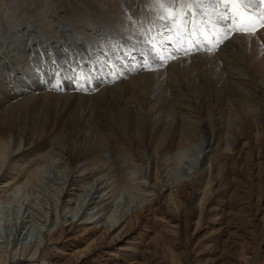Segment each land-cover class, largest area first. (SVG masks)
<instances>
[{
  "label": "bare ground",
  "instance_id": "obj_1",
  "mask_svg": "<svg viewBox=\"0 0 264 264\" xmlns=\"http://www.w3.org/2000/svg\"><path fill=\"white\" fill-rule=\"evenodd\" d=\"M96 1L102 10L79 0L86 9L79 14H70L63 0H46L42 14L37 0H29L26 14L12 4L9 15L6 10L0 12L2 169L27 138L52 136L53 154H69L71 161L95 155L96 162L106 164L107 153L122 149L152 169H158L156 163L162 160L174 173L187 168L195 176L198 170L204 178L212 172L205 160L214 144L219 148L224 143L221 150H228L229 142L241 139L238 134L245 121L257 126V139L264 137V28L255 34L233 33L212 54L193 49L192 55L185 56L179 45L168 46L167 37L175 40L191 31L192 11L199 20L214 21L225 11L215 0ZM252 3L253 18H258L264 5ZM153 45L175 59L164 67L150 63L154 70L145 71L141 65L145 57L151 62L148 54H153ZM57 73L60 78L84 82L87 91L73 90L68 80L65 91L52 89ZM35 102L38 107L32 111ZM31 144V149L37 147L35 141ZM61 161L47 160L44 169L32 172L24 188L29 185L36 190L47 182L56 185L58 180L60 199L75 167L65 162V172H58L56 164ZM101 188L95 187L94 193ZM11 200L10 195L5 201L0 197V223L7 225L10 218L5 216L16 212L11 225L20 233L27 228L29 232L35 223L41 226L43 217L47 222L51 213L58 216V203L47 204L54 207L49 213L43 206L37 212L24 202L12 209ZM118 201L109 230L121 220ZM83 209L80 203L75 215ZM9 241L0 245V264H6Z\"/></svg>",
  "mask_w": 264,
  "mask_h": 264
},
{
  "label": "rangeland",
  "instance_id": "obj_2",
  "mask_svg": "<svg viewBox=\"0 0 264 264\" xmlns=\"http://www.w3.org/2000/svg\"><path fill=\"white\" fill-rule=\"evenodd\" d=\"M10 1L0 0V12L9 15L10 4L28 12L29 0ZM45 1L37 0L40 14ZM85 1L89 8L102 10L96 0ZM63 5L70 14L86 11L79 0H63ZM152 56L148 54L150 60ZM31 106L34 111L38 103ZM257 130L245 121L238 134L241 139L229 142L228 150H221L224 143L219 148L215 143L205 160L212 172L204 178L187 168L174 173L162 160L156 163L158 169H152L122 149L104 154L106 164L96 162L95 155L71 161L69 154H53L52 136L27 138L23 148L5 160L4 169L0 163V197L5 201L10 195L12 209L24 202L37 212L43 206L51 213L54 207L47 204L53 202L59 210L58 216L49 214L47 222L43 217L44 223L33 224L29 232L22 226V233L11 225L16 212L5 216L10 220L0 223V245L11 242L6 264H264V137L257 139ZM32 141L37 143L34 149ZM47 160H62L56 164L61 173L65 162L75 165L60 199L58 180L36 190L24 188ZM186 165L191 167L189 161ZM97 186L102 188L94 193ZM116 199L121 220L109 230ZM80 203L85 209L77 216ZM23 245L27 249L22 250Z\"/></svg>",
  "mask_w": 264,
  "mask_h": 264
},
{
  "label": "snow or ice",
  "instance_id": "obj_3",
  "mask_svg": "<svg viewBox=\"0 0 264 264\" xmlns=\"http://www.w3.org/2000/svg\"><path fill=\"white\" fill-rule=\"evenodd\" d=\"M258 5H264V0H256ZM216 5L223 7L225 11L220 13L214 21H203L197 18V13L192 11V18L188 21L191 24V31L183 36H177L175 40L169 35L167 37L168 46L173 44L179 45V51L185 56L196 52L207 50L210 54L214 53L233 33L255 34L260 28H264V12L258 18H253L251 12L254 6L252 0H215ZM191 11V9H190ZM187 15V14H186ZM259 20V28L257 27ZM151 62L145 57L141 67L145 71L154 70L152 65L164 67L167 63L175 59L172 55H165L163 51L155 45L152 46ZM57 79L51 84V88L57 91H65L64 82L68 80L73 85V90L87 91L84 82L78 83L76 78L65 76L60 78L59 73L56 74ZM43 83L47 81L42 79Z\"/></svg>",
  "mask_w": 264,
  "mask_h": 264
}]
</instances>
